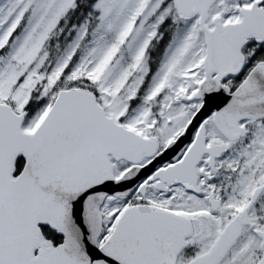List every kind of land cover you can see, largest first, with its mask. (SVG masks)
<instances>
[{"label": "snow or ice", "instance_id": "snow-or-ice-1", "mask_svg": "<svg viewBox=\"0 0 264 264\" xmlns=\"http://www.w3.org/2000/svg\"><path fill=\"white\" fill-rule=\"evenodd\" d=\"M0 264H264V0H0Z\"/></svg>", "mask_w": 264, "mask_h": 264}]
</instances>
